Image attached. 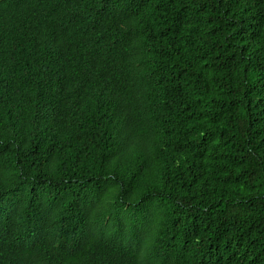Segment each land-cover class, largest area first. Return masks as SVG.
<instances>
[{
    "label": "trees",
    "instance_id": "obj_1",
    "mask_svg": "<svg viewBox=\"0 0 264 264\" xmlns=\"http://www.w3.org/2000/svg\"><path fill=\"white\" fill-rule=\"evenodd\" d=\"M97 1L89 82L0 72V264H264V0Z\"/></svg>",
    "mask_w": 264,
    "mask_h": 264
},
{
    "label": "clouds",
    "instance_id": "obj_2",
    "mask_svg": "<svg viewBox=\"0 0 264 264\" xmlns=\"http://www.w3.org/2000/svg\"><path fill=\"white\" fill-rule=\"evenodd\" d=\"M0 5L9 8L0 26V72L3 77L12 67L23 85L39 87L47 67L46 54L57 52L61 40L63 48L59 58L66 73L89 82L91 69L103 51L96 35L97 25L114 20L98 12L97 0H0ZM124 8L123 2L119 16L124 13ZM85 46L92 48L94 61L81 59ZM35 94L34 90L24 93L23 106L29 112L40 107ZM11 221L0 214V237Z\"/></svg>",
    "mask_w": 264,
    "mask_h": 264
}]
</instances>
